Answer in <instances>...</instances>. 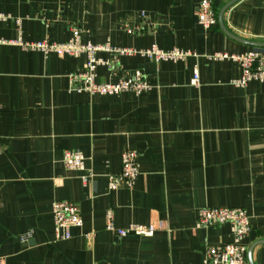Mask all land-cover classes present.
Instances as JSON below:
<instances>
[{
    "label": "crops",
    "instance_id": "obj_1",
    "mask_svg": "<svg viewBox=\"0 0 264 264\" xmlns=\"http://www.w3.org/2000/svg\"><path fill=\"white\" fill-rule=\"evenodd\" d=\"M201 1L0 0V264H205L208 247L233 233L227 223L197 227L203 207L247 210L248 260L264 264V81L241 85L239 62L216 57L264 49V0H236L223 25L234 0H212L211 28L198 21ZM75 29L82 43L134 50L98 52L112 65L98 66L97 81L141 70L149 89L76 91L70 74L85 54L19 43H66ZM152 45L190 53L157 61L142 53ZM67 149L83 152L85 170L64 165ZM127 149L139 176L112 190ZM56 200L83 218L67 240H55ZM109 210L117 227L158 229L121 236L106 228Z\"/></svg>",
    "mask_w": 264,
    "mask_h": 264
},
{
    "label": "built area",
    "instance_id": "obj_2",
    "mask_svg": "<svg viewBox=\"0 0 264 264\" xmlns=\"http://www.w3.org/2000/svg\"><path fill=\"white\" fill-rule=\"evenodd\" d=\"M0 14V17H3ZM198 21L205 28H211L217 24L216 13L212 0H202L198 10ZM19 43L27 49L40 50L44 53H56L59 55L87 56L83 68L73 71L70 74L72 89L86 91L91 94H117L123 91H134L141 93L149 89L141 70H136L131 75L118 82L97 81V68L99 65H112L98 57L100 51H110L116 54L132 53L134 50L127 48H115L108 44L82 43L79 30H74L71 40L66 43H56L49 40L36 42ZM149 58L159 60H179L189 55L190 52L181 49L163 50L157 45L142 51ZM217 58H229L239 62L242 68V75L238 83L245 85L250 80L264 81V49H253L239 54L218 53ZM194 84L199 81V73L194 72L192 79ZM85 155L79 150L67 149L63 154L64 165L69 169L85 170ZM140 168L138 153L133 149H127L122 154V170L119 174L108 176V186L115 190L120 187H132L139 176ZM85 184L92 181V175L86 174L83 177ZM52 214L54 222L55 240H67L72 237L71 229L81 227L83 218L78 206L69 200H56L52 203ZM230 224L233 233V240L219 245L209 246L206 252L205 264H250L247 256V246L244 239L251 231V216L247 210L239 207H203L198 212L196 221L197 227ZM107 230L114 231L121 236L135 233L139 236L150 237L158 229L156 224H131L127 227H117L113 221V212H107ZM31 237L30 232L21 234V240L27 242Z\"/></svg>",
    "mask_w": 264,
    "mask_h": 264
},
{
    "label": "water",
    "instance_id": "obj_3",
    "mask_svg": "<svg viewBox=\"0 0 264 264\" xmlns=\"http://www.w3.org/2000/svg\"><path fill=\"white\" fill-rule=\"evenodd\" d=\"M235 1H236V0H234V1L230 2L229 4H227V6H226V7L224 8V10L222 11V13H221V15H220V22L222 23V25H223L222 17H223V13H224V11L226 10V8H227L228 6H230L231 4H233Z\"/></svg>",
    "mask_w": 264,
    "mask_h": 264
}]
</instances>
